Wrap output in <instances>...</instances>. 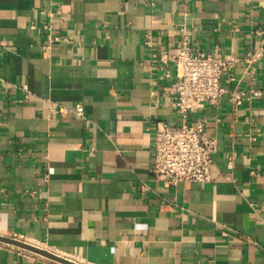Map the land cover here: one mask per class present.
I'll return each instance as SVG.
<instances>
[{
	"label": "crops",
	"instance_id": "crops-1",
	"mask_svg": "<svg viewBox=\"0 0 264 264\" xmlns=\"http://www.w3.org/2000/svg\"><path fill=\"white\" fill-rule=\"evenodd\" d=\"M47 18L70 42L43 57ZM183 36L264 92V0H0V235L79 264H264V95L192 111L209 181L150 173L154 124L179 122L156 54ZM0 264L61 263L0 243Z\"/></svg>",
	"mask_w": 264,
	"mask_h": 264
},
{
	"label": "built area",
	"instance_id": "built-area-1",
	"mask_svg": "<svg viewBox=\"0 0 264 264\" xmlns=\"http://www.w3.org/2000/svg\"><path fill=\"white\" fill-rule=\"evenodd\" d=\"M42 28L45 32L41 46L43 57L50 54L54 45L70 42L54 29L50 18ZM261 52V48H258L254 53L247 52L243 58L252 77L254 69L251 65ZM156 55L162 63L171 61L175 66V81L167 91L172 96V106L179 116V122L169 124L157 121L154 124L150 173L155 180L166 182L168 186L181 181L207 182L211 178L210 167L216 143L206 136L204 121L190 117L192 111L198 110L204 103L216 106L226 94L231 107L238 108L244 102L264 95V92L255 87L248 90L227 89L223 82L224 79L232 80L228 73L236 59L227 58L218 50L208 53L192 50L187 36H183L176 52L161 50ZM54 105L50 103V107ZM68 111L83 117V106L80 104Z\"/></svg>",
	"mask_w": 264,
	"mask_h": 264
},
{
	"label": "water",
	"instance_id": "water-1",
	"mask_svg": "<svg viewBox=\"0 0 264 264\" xmlns=\"http://www.w3.org/2000/svg\"><path fill=\"white\" fill-rule=\"evenodd\" d=\"M0 243L11 245L17 248H21L30 252H33L37 255L43 256L45 258H48L50 260H53L55 262L61 263V264H79L77 262H74L70 259H67L65 257L59 256L53 252H50L46 249L40 248L38 246H35L33 244L27 243L25 241L0 235Z\"/></svg>",
	"mask_w": 264,
	"mask_h": 264
}]
</instances>
